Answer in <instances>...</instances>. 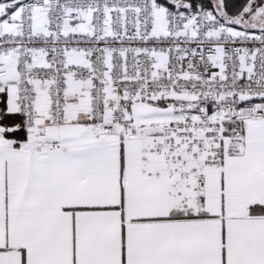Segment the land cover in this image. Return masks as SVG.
Listing matches in <instances>:
<instances>
[{"label":"snow or ice","instance_id":"obj_1","mask_svg":"<svg viewBox=\"0 0 264 264\" xmlns=\"http://www.w3.org/2000/svg\"><path fill=\"white\" fill-rule=\"evenodd\" d=\"M0 264H264V0H0Z\"/></svg>","mask_w":264,"mask_h":264}]
</instances>
